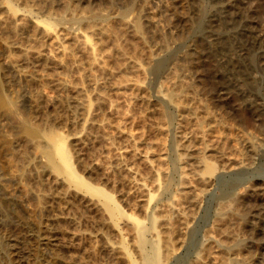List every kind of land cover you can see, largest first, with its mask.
Returning a JSON list of instances; mask_svg holds the SVG:
<instances>
[{
    "label": "rangeland",
    "instance_id": "374dc122",
    "mask_svg": "<svg viewBox=\"0 0 264 264\" xmlns=\"http://www.w3.org/2000/svg\"><path fill=\"white\" fill-rule=\"evenodd\" d=\"M0 18V264H144L131 234L144 225L152 254L178 209L186 129L206 136L209 183L173 215L166 264H264V0H0ZM37 28L77 41L23 55ZM115 46L141 58L136 100L113 87L132 76ZM64 140L85 186L59 158Z\"/></svg>",
    "mask_w": 264,
    "mask_h": 264
},
{
    "label": "bare ground",
    "instance_id": "6f19581e",
    "mask_svg": "<svg viewBox=\"0 0 264 264\" xmlns=\"http://www.w3.org/2000/svg\"><path fill=\"white\" fill-rule=\"evenodd\" d=\"M233 4V3H232ZM231 10L232 13H234V5L232 7L229 8ZM231 13V14H232ZM81 14V13H80ZM95 16V15H94ZM84 18V17H83ZM93 19V18H92ZM8 20V19H7ZM17 25L16 28L13 29V34L16 33V30L18 29V26H25V20L20 18L14 21ZM4 23V20L2 18H0V24ZM5 24V23H4ZM126 24V23H125ZM11 25V24H10ZM131 26V24H130ZM128 24L125 25V27H130ZM12 27V26H11ZM91 28V27H90ZM20 29V28H19ZM126 29V28H125ZM11 30V29H10ZM21 30V29H20ZM24 30V29H23ZM90 30V29H89ZM88 30V31H89ZM94 30V29H93ZM107 30V29H105ZM91 31V30H90ZM101 31V30H100ZM98 32L99 34L101 32ZM103 31V30H102ZM110 31V29H109ZM94 32V31H93ZM146 32V31H145ZM64 33V32H63ZM92 34V33H91ZM113 34V33H112ZM123 35V34H122ZM14 36V35H13ZM35 40H34V48H26L23 49L22 47V54L23 55H27L29 53H35L37 55H41L42 53L46 52L49 54V52L55 51L56 52H62L63 54H66V43H70L72 42L74 45V42L77 41L76 38H68L67 36L63 35V34H59V33H49V32H45V31H41L39 28L36 29L35 32ZM76 36V35H75ZM92 36V35H91ZM101 36V35H100ZM89 37V36H88ZM124 37V36H123ZM85 39V38H84ZM116 39V38H115ZM113 40V39H112ZM33 42V41H32ZM87 42V41H86ZM116 43V41H115ZM17 45V43H16ZM68 45V44H67ZM77 45V44H76ZM120 45V44H119ZM21 46V45H20ZM19 46V47H20ZM81 46V45H80ZM84 46V44H83ZM90 46V45H89ZM116 47V53L120 54L121 56H123V58H125V60L127 61V70L131 71L132 76L131 77H127L124 80L118 82H113V87L117 90H122V89H131L132 92L129 94L126 93H119V96L122 97L125 101H133L134 99L136 100L137 96L139 94H141L143 90L142 87V81H141V77H142V73H143V65L141 62V58L139 59L138 57H128L126 56L124 53H122V50L120 49V47L115 46ZM126 48V47H125ZM84 49V48H83ZM115 49V48H114ZM77 50V49H76ZM49 51V52H48ZM114 51V50H113ZM89 52V51H88ZM21 53V52H20ZM54 53V54H55ZM61 55V54H60ZM69 55V54H68ZM87 55V54H86ZM55 56V55H54ZM140 56V55H139ZM53 57V56H52ZM70 57V56H69ZM73 57V56H72ZM89 57V55H88ZM109 57V56H108ZM121 58V57H120ZM70 60V59H69ZM84 60V59H83ZM89 60V58H88ZM92 60V59H91ZM90 60V61H91ZM97 59H94V61L96 62ZM149 60V59H148ZM147 60V61H148ZM100 61V59L98 60ZM151 61V60H150ZM149 62V61H148ZM195 62V61H194ZM45 63V62H44ZM90 63V62H89ZM99 62H97L96 66L98 65ZM105 63V62H104ZM100 64H102V62H100ZM194 64V63H193ZM89 65V64H88ZM95 65V63H94ZM125 65V64H124ZM148 65V64H147ZM88 67V66H87ZM92 67V66H91ZM100 67V66H99ZM88 69V68H87ZM90 69V68H89ZM106 69V68H104ZM92 70V69H91ZM102 70V69H101ZM78 71V70H77ZM93 71V70H92ZM119 71V70H118ZM219 71V70H218ZM104 73V71H102ZM101 72V73H102ZM106 73V74H105ZM105 75L109 76L112 75V71L111 70H105ZM91 74V73H90ZM103 75V76H105ZM122 75V74H121ZM89 76V75H88ZM91 76H93L91 74ZM105 76V77H106ZM172 76V75H171ZM110 77V76H109ZM115 77V76H114ZM120 77V76H119ZM91 78V77H90ZM94 78V77H93ZM107 78V77H106ZM74 79V78H73ZM117 79V78H115ZM172 82L175 81V78L172 77L171 78ZM65 81V80H64ZM79 81V80H78ZM223 82V81H222ZM78 84V83H77ZM59 85V84H58ZM65 85V84H64ZM62 86V85H59ZM181 86V85H180ZM166 88V87H165ZM112 89V88H111ZM166 92V91H165ZM179 92V91H178ZM173 94V93H172ZM140 96V95H139ZM142 96V95H141ZM140 96V97H141ZM169 96H171L169 94ZM141 99V98H140ZM184 99V98H183ZM195 101V100H194ZM187 103V102H186ZM190 103V102H189ZM178 104V103H177ZM148 105V104H147ZM191 105V104H190ZM179 110L181 112V114H183V118H195L197 116V112L193 109L195 107H191V106H186L183 104H179ZM203 107V106H202ZM178 109V108H177ZM199 109V108H197ZM203 109V108H202ZM203 111V110H202ZM201 111V112H202ZM205 114V113H204ZM200 115V114H199ZM199 117V116H198ZM190 118V120H191ZM206 118V117H205ZM65 119V118H64ZM189 120V121H190ZM239 120V119H238ZM237 120V121H238ZM130 121V120H129ZM131 122V121H130ZM144 122V121H143ZM200 122V121H199ZM103 124V123H102ZM211 124V123H210ZM118 125V124H117ZM212 125V124H211ZM92 126V125H91ZM149 127V126H148ZM201 127V126H200ZM208 127V126H207ZM40 128V127H39ZM116 128V127H115ZM144 129V127H143ZM229 129V128H228ZM190 130V129H189ZM198 130V129H197ZM220 132V131H219ZM117 133V132H116ZM157 135H164L165 134V129L163 128H158L156 130ZM89 134V133H88ZM129 138L134 137L133 134L129 133ZM113 136V135H112ZM38 137V136H37ZM54 139V135L52 136ZM56 137L58 138L57 134ZM159 137V136H158ZM161 138V137H160ZM178 143L179 146L181 148L182 151H184L185 155L184 157L181 159L182 161V165L183 167L181 168V185L183 188L182 193L180 194V196L177 198V206L178 209H174L172 207L167 208L168 210L165 211L164 213H162V217L164 218V223L167 226V228L165 229L164 235L163 237H160L159 235H156V240L154 242V251L152 254H148L146 253L145 249L146 246L150 245V243L148 244V241L146 240V233L147 230L145 229L144 225L142 224H138L136 226V233L131 234L132 235V240L137 242L135 244H139V254L140 257L143 261L144 264H166V262H168L174 252H175V242H174V238H173V233L171 230V226L173 223V215H177L181 212H191L192 210H196L201 202V194L200 192L196 189L197 187H203L206 186L209 183V178L206 176V174L203 172L204 170V165H205V156L207 153V148H206V136L204 134L203 131H191L189 132L187 129L186 130H181L178 135ZM59 139V138H58ZM140 139V138H139ZM162 139V138H161ZM213 141V140H212ZM226 141V140H225ZM58 142V141H57ZM63 143L65 142L62 141ZM60 141V143H62ZM57 143V144H60ZM164 143V142H163ZM224 144V143H223ZM44 145V144H42ZM53 146V145H52ZM56 149L58 148L57 151L61 152V156H57L59 158L62 159V161L67 165V167L69 168L68 171L70 174L72 179H77V180H81L82 183L84 182L83 179L78 175L73 163H72V158H71V154L68 151V147L67 144H60V145H55ZM161 147H163V144L161 143ZM222 147V146H221ZM55 148V147H54ZM158 148V147H157ZM50 149V148H49ZM162 149V148H161ZM160 149V150H161ZM51 151V150H50ZM50 151L48 152V156L50 154ZM53 151V150H52ZM55 151V150H54ZM57 151L53 152V154H55V157L57 155ZM165 151V150H164ZM112 152V150H111ZM161 153V152H160ZM163 153V150H162ZM219 153V152H218ZM220 154V153H219ZM51 157V156H50ZM52 158V157H51ZM160 159V158H158ZM237 160V158H236ZM50 161V160H49ZM52 162V161H51ZM57 162V160H56ZM60 162V161H59ZM161 165H163L164 163V159L161 158V160L159 161ZM159 164V165H160ZM59 165V164H58ZM60 166V165H59ZM59 166L57 168H59ZM65 168V167H64ZM61 168H59V172L61 171ZM66 170V169H64ZM110 170V169H109ZM67 171V170H66ZM208 171L210 173H212L214 171L213 167H210L208 169ZM63 173V171L61 172ZM70 177V178H71ZM80 181V182H81ZM81 183V184H82ZM84 185V183H83ZM86 185V184H85ZM84 185V186H85ZM92 190H95L99 193H102L107 201V207L110 210V212L113 214L114 218L116 217L119 218L121 216H123V211H121V209L116 205L115 201L113 200V198L104 193L101 189L93 187V186H89ZM206 188V187H204ZM185 190H189L188 192H186ZM222 206L224 207V205L222 204ZM226 206V205H225ZM227 208V207H226ZM43 211V210H42ZM41 212V210H40ZM111 214V215H112ZM34 220V219H33ZM117 225V224H116ZM39 226V225H38ZM42 226V225H41ZM40 227V226H39ZM37 228V227H36ZM37 232V231H36ZM41 234V232H40ZM211 238H213L212 234H209ZM154 236V235H153ZM175 237V236H174ZM50 238V237H49ZM48 240V238H47ZM50 240V239H49ZM181 242V240H179V243ZM28 243V242H27ZM48 244V243H47ZM148 244V245H147ZM125 245V243H124ZM153 245V244H152ZM138 247V245H137ZM136 251V250H135ZM206 253L211 255L214 252V246L213 243L211 241V243L208 245V247L205 249ZM148 252V250H147ZM62 256V255H61ZM55 259L61 263H67L63 258H61L59 255H55L54 256ZM35 258V257H34ZM58 263V262H56ZM72 263V262H69ZM132 264H135L134 262H131ZM68 264V263H67ZM74 264V263H73Z\"/></svg>",
    "mask_w": 264,
    "mask_h": 264
}]
</instances>
